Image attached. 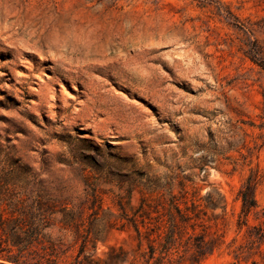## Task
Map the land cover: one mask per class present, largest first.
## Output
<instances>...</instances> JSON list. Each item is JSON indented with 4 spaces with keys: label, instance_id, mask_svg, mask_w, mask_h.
Instances as JSON below:
<instances>
[{
    "label": "rangeland",
    "instance_id": "374dc122",
    "mask_svg": "<svg viewBox=\"0 0 264 264\" xmlns=\"http://www.w3.org/2000/svg\"><path fill=\"white\" fill-rule=\"evenodd\" d=\"M0 148L2 178L9 151L81 214L77 229L49 217L62 260L86 239L79 258L114 245L145 264L171 199L203 208L208 192L225 197L228 242L246 179L264 211V0H0ZM227 250L171 248L162 264H264Z\"/></svg>",
    "mask_w": 264,
    "mask_h": 264
},
{
    "label": "trees",
    "instance_id": "16d2710c",
    "mask_svg": "<svg viewBox=\"0 0 264 264\" xmlns=\"http://www.w3.org/2000/svg\"><path fill=\"white\" fill-rule=\"evenodd\" d=\"M5 160L8 162V168L3 178L0 175V231L5 234L7 253L12 249H15L16 253L2 254V238L0 237L1 262L3 260L7 264H136L135 260L128 261V252L124 248L114 245L108 247L102 258L93 257V255L79 258L85 250L86 239H83L73 260H62L64 251L47 238L44 232L49 226V217L51 214L60 212L62 213L60 221L63 226H73L77 229L81 214H75L67 209L65 204L56 210L55 203L58 199L41 188L42 182L38 174L32 172L28 165L22 163L9 151L5 153ZM0 161H2L1 148ZM93 195L96 198V195ZM173 199L170 201L169 209L163 214L166 217L165 220L162 219L159 224L149 229L151 233L155 231L158 238L163 234V241L159 243L160 255L154 257L153 241L155 239L149 240L148 250L141 254L145 258V264H162L161 253L177 247H182L184 251H191L192 261L199 262L219 250L223 244L228 248L227 254H231L236 261L243 259L245 254H249L253 257L258 256L264 263V211L256 210L258 205L254 197L253 183L249 178L244 181L236 196V199L240 201V207L235 213L234 235L228 242H225L223 234L218 232L219 225L224 226L227 222V203L223 195L217 193V198H214L208 192L204 197L203 208L191 202L190 206H185L183 210L173 202ZM2 204L5 205L3 210ZM143 205L149 207L144 198L136 212L140 211V216L145 215L149 218L150 211L143 208ZM218 207L221 213L215 214L213 211ZM5 210L7 215L3 216ZM208 210L210 214H207ZM251 213L256 222L249 221ZM159 218L157 216L155 221ZM3 223L5 225L2 226ZM140 223L141 226L144 225L143 218ZM211 223L213 229L209 230ZM132 225L139 238L141 236L139 225L134 220ZM147 237L148 235H145V238ZM140 246L139 241L138 249ZM250 264H259V262L253 258Z\"/></svg>",
    "mask_w": 264,
    "mask_h": 264
}]
</instances>
